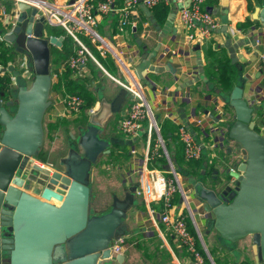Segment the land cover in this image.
Listing matches in <instances>:
<instances>
[{
    "label": "water",
    "instance_id": "95a60500",
    "mask_svg": "<svg viewBox=\"0 0 264 264\" xmlns=\"http://www.w3.org/2000/svg\"><path fill=\"white\" fill-rule=\"evenodd\" d=\"M18 7V25L11 33H5L4 39L26 47L33 76L26 77V84L19 87L15 107L7 108L0 99V264H124L126 253L116 252L114 245L131 234L134 209L138 218L140 184L123 181V192L110 191L111 201L103 211H96L92 204L94 170L102 157L111 154L116 145L132 143L122 141L109 129L111 118L122 109L126 91H98L96 111L87 113L77 124L76 133L70 132L53 168L33 164L44 149V121L53 105L52 46L61 47L65 38L47 35L46 19L35 22L36 9L29 14V5L21 2ZM141 7L151 16L147 7ZM219 13V33L226 36L224 47L233 63L249 62L237 51L251 40L235 42L228 33V11L218 9L216 14ZM256 18L264 25V6L256 10ZM157 30L160 36L164 35L165 29ZM133 32L137 44L145 49L141 66L146 71L177 74L175 58L162 47L165 37H160L163 40L150 50L137 29ZM260 52L264 53V48ZM250 61L251 67H258L260 56ZM240 69L230 94L219 92L223 98L220 114L205 112L215 122L208 135H214L216 148L225 149L229 158L225 174L230 177L238 172L233 176L236 181L232 184L216 170L214 179L220 180L219 186H208L203 180L192 178L186 196L194 199L193 208L204 213L206 222L212 220V228L223 240L235 242L250 236L255 260L264 264V132L257 130L254 120L259 106L249 99L254 94L259 97V91L251 87L254 93L247 99L246 87L254 79L245 73L246 66L240 65ZM135 72L139 80L144 79L141 70ZM261 76L264 77L262 70L255 73L256 78ZM210 106L213 108V104ZM185 116L182 114L181 118ZM165 168L170 169L171 165L168 163ZM157 216L160 219V213ZM201 237L208 257L216 264L202 233Z\"/></svg>",
    "mask_w": 264,
    "mask_h": 264
},
{
    "label": "crops",
    "instance_id": "0c3cea01",
    "mask_svg": "<svg viewBox=\"0 0 264 264\" xmlns=\"http://www.w3.org/2000/svg\"><path fill=\"white\" fill-rule=\"evenodd\" d=\"M47 1L52 4L65 5L71 3L72 0ZM117 1L118 5L121 6L124 0ZM166 6L169 7L170 12L172 10L177 11V18L175 19V24L173 25V27L170 28L169 35L164 38L165 42L163 43L162 47H165V50L167 52L166 54H168V56H172L175 58L176 61L174 63V66L177 69V74L174 75L169 71H165L163 73L146 71L144 79L145 81L139 80V83L141 88L143 89V92L148 102L154 110L155 116L158 120L160 127L163 126L166 121H171L179 126L181 124V121L184 124H186L185 122L190 123L191 126L196 128L199 132V139L202 145L205 146L204 148H209L210 151L213 152L212 156L215 157L214 155H217V153H214V151L212 150V148H214L213 146L215 145L213 137L214 135H208L210 128L215 126V122L205 112L207 110H209V112L213 111L214 114L218 116V114H220V105L223 104V98L219 93L222 91H220L219 88L214 85L215 83L211 80V77L206 75V73H208L210 69L212 70L211 67H213L214 64L213 59L208 55V50L210 48H213L216 50L217 54H222L224 53V51H227L229 54L228 49L224 47L226 37L223 33L217 32L212 39L191 41L193 43L192 46H188L187 42L189 40L186 39V30L181 23L178 6L173 5L172 2H170L169 5ZM253 6L254 10L250 11L248 0H208L209 10L213 11L214 14H216L218 9H220L221 11H228L229 26H235L237 29L244 30L243 34L234 37V41L238 42L239 39H250V44H253V42L255 43L256 39L258 38L264 41V25L261 24L260 21L256 18V10L258 8L261 9L263 6L260 4L259 1H254ZM150 11L151 16H148L146 11H144L142 7H140L134 10L132 18L135 21H139L138 25L142 23L143 30L141 35L139 36L140 38H143L145 24H149L148 30L151 32L152 38L145 40V43L148 44V49L154 50L157 47L158 41L163 40L160 39L161 36L159 35L160 33L157 30V27L166 29L168 25L167 20L163 23H158L157 21L156 23H153V20H155L154 12L153 10ZM216 15L221 20V14L219 13ZM119 18V12L112 13L106 16H99L97 18L98 32L112 43L115 49L121 54L123 59L129 61V58L131 56H136L137 59L141 60V56L145 49H143L142 46H139L137 44L134 32L119 33ZM248 19L252 21V25L249 27L247 26L241 28L239 25L245 23ZM54 29L55 34L53 36L56 35V37H59L58 32L61 31V29L59 27H56ZM182 39L185 40L183 44L186 46V48L184 50L181 47ZM121 48L127 49L125 50ZM260 48H264V44L260 47L254 46V48H252L251 45L245 47L242 46L240 49H238L237 53L240 55L241 58L249 59V62L242 64V62L240 61V64L244 65V67L246 66L245 73L249 75L250 78L254 79L253 84L251 85L250 82H248V86L246 87L247 99L251 94L254 93L252 89L257 88V90L259 91V98L261 99V104L257 106L262 108V105H264V77H255V73L259 71V68L257 66L251 67L252 62L250 61L260 54ZM102 58L106 60L109 59L108 63L112 67L116 69L119 68V70L123 71L121 65L111 55H105ZM101 63L107 69L108 72L113 74L102 61ZM64 67V64L61 65L58 68V72H62ZM96 71L99 72L97 75L100 78L104 76L103 74H105L104 71L96 65V63H89V65L87 66L88 77L85 76L87 78L86 82L89 79V83H87L88 85H80L79 87L75 88V90H73L70 85H64V88L62 90H59L52 94L53 105L50 108L48 114L46 115L47 120L60 122V127L55 134L54 141H51L54 142L52 144H56V140L60 139V128L64 127V124H71V122L68 121V117H62L60 115L61 111L64 109L65 106L63 98L66 95L72 94L71 92L73 91H78L82 95H86L95 102L97 101L98 94L93 87L94 84L97 83H94V80H90L89 78V73H91L92 76L93 73H96ZM58 72L54 71L53 67L52 74L56 75L55 77L53 75V81L54 79H56ZM123 73L125 75L124 71ZM191 80H193L192 84L189 85V82ZM95 82H98V80H95ZM251 87L252 89H250ZM119 88L122 87L120 84L117 83L116 87H114L110 94H114ZM106 89L107 88H105V90ZM252 97L253 96L249 97V99L252 100ZM12 99L15 101V103L13 104ZM130 101L131 100L129 93V96L126 95V98L123 101L121 111L111 118L109 122V129L112 134L117 135L122 141H131L132 143H125L123 145L114 146L111 154L115 153V151L117 150L118 159L111 160L110 158H112V156H109L110 154H107L104 157V162L102 165V169L104 170H116L120 177L131 185L137 182L140 184L143 178H147V199L149 203H147L145 197L140 194V197L143 198L144 203L143 206H139L140 212L138 214V218L134 216L133 221L131 222L132 231L128 238L137 237L138 239H133L134 241H132V244H140V242H142V244L146 245L149 250H155L158 256H161L162 259L164 257V264H192L191 256L187 253L185 247L181 244L180 240L173 233L167 234L165 232H162L159 217L157 215L155 217H152L149 212V207H152L154 209L159 208L160 200L166 185V179L164 173L162 172V169L154 167L152 164H150V162H147V136L144 135L145 138L138 139V142L140 145H142V147L137 148L135 146V140H132L128 137L122 139L119 134L113 132L115 122L119 124L120 120L128 112L130 108ZM15 104L16 100L12 94L8 105L10 107H13V105ZM212 104L213 108H211L210 106ZM182 114H186V116L184 118H181ZM198 118H203L204 123L202 126L197 124ZM259 119L262 121V125L264 126L263 118L260 114L256 112L255 121L258 122ZM154 136H157V134L155 133L153 135L152 141L154 139ZM60 145H62V147L60 148V151H62L65 145L61 143ZM124 145L130 146V153L127 156L123 155L124 152L122 151V148L124 147ZM117 147H119V149H116L114 151V149ZM132 149H136V153H131ZM218 149L226 154L225 149H221L220 147H218ZM56 151H59V149L57 148ZM109 163H113V166H111ZM164 169L166 168L164 167ZM191 178L195 177H190L189 179L185 176H181L182 183L186 192L189 190L188 179L191 180ZM195 179L202 180L198 178ZM156 183L162 186V191L158 197L149 198V192H151L153 189L156 190ZM205 183L208 186H212L213 182L209 183L207 181ZM140 188L141 187H139V189ZM187 200H185L182 196V200L174 205L173 213L175 215H183V211L187 210L190 216L193 215L197 221V228L201 231L202 234L204 232L209 246L217 248L218 256L232 255L234 260L230 264H246L245 262L248 259H250L251 261L253 260V264H258L254 257V253L252 250L253 242L250 236H248V238L244 237L246 238L245 240H241L243 239L241 238L235 242H232L237 245L239 249H241L240 252H242L245 256L244 259L240 261V257L236 256V253L231 250V247L228 246L227 243L223 242V239L220 237V234L214 228H209V221H205L207 220V218L204 216V213H202L199 209L193 208L192 202L194 201V199L192 197H189ZM196 203L198 202L196 201ZM246 240H248V244L244 243ZM240 241H244L242 245H240ZM248 245L250 246V251L252 253L251 258L246 253V251L248 250ZM162 252L165 253L162 255Z\"/></svg>",
    "mask_w": 264,
    "mask_h": 264
},
{
    "label": "built area",
    "instance_id": "2783aa9c",
    "mask_svg": "<svg viewBox=\"0 0 264 264\" xmlns=\"http://www.w3.org/2000/svg\"><path fill=\"white\" fill-rule=\"evenodd\" d=\"M13 1L14 3L11 10L6 4H1L0 6V21L3 24V29L8 30L12 26V29L6 34L11 33L18 25V20L21 16L18 4L21 2L27 4L31 7V9H36L38 11V14L35 16V22L44 17L46 19V23L55 28L59 27L65 32V37L74 41V53L68 59L67 66L74 70L76 76H87V66L89 63L94 62L107 76L120 84L123 88L130 91V108L120 120L121 132L125 135L131 136L132 140H138L139 138H142L141 134L144 132L147 133V162L153 164L156 157L163 154L167 160V164L169 163L171 165L170 169H164L166 185L161 197L162 206L159 210L149 207V212L152 217H155L160 213L161 231L167 234L173 233L180 240L181 244L189 252L192 264H206L202 251L198 249L196 237L188 228L186 218L182 214L175 215L173 213V199L175 194L180 192L184 199L187 200L186 190L183 186L181 176L175 167L171 154L167 149L165 140L161 133V127L155 116L154 110L140 86L135 69L132 67L133 57L131 56L129 61L123 59L112 43L103 37L97 30V18L99 16H106L119 12V33H133V30L137 29L139 23V21H135L132 18L135 9L144 5L149 10H153L162 3L169 5L171 0H124L121 6L118 5L117 0L99 1L96 4L95 0H75L74 3H68L65 5L52 4L47 0ZM173 1L178 6L179 17L186 30L187 40L201 41L212 39L213 36L222 28L220 18L208 8V0ZM12 21H15V23L12 24ZM148 27L149 24H145L142 38L144 40L152 38ZM228 33L235 37L243 34L244 30L229 26ZM0 36L4 39L2 34ZM5 41L7 40L5 39ZM263 44L264 41L258 38L254 44H251V47H260ZM96 51L102 56L111 55L115 58L125 72V76L129 80V83L124 82L121 78L108 72L101 61L97 58ZM259 56L261 61H259L258 70H262L264 73V53L260 52ZM8 66L4 67L0 64V73L9 74L11 76L13 86V78L8 71ZM23 66L28 68L27 63H24ZM25 73L26 76H24L27 78H31L33 76L32 73H28V70ZM55 76L56 75H54V77ZM63 102L65 106L60 113L62 117L72 116L73 113L80 112L84 109L87 113H94L97 108L96 102L92 105H87L86 98L77 93L66 95L63 98ZM252 104L256 106L261 104V99L257 97L256 94L252 97ZM203 123V118L197 119L198 125L202 126ZM262 129H264V126H262ZM155 133L157 136H154L152 141V137ZM177 133L183 142L184 155L186 159L192 160L201 158L204 148L202 143L198 141L196 134L192 132L184 123L180 124ZM213 147L215 148V145ZM131 153H136V149H132ZM34 163L49 169H52L54 165L53 162L47 161L42 163L38 162L37 159L33 160V164ZM146 180L147 178H143L140 182L141 188L139 189V194L143 195L147 203H149L147 199L148 186ZM230 180L233 184L236 181V178L230 177ZM191 218L196 227L198 237L202 241L201 231L197 228V221L193 215H191ZM124 242L125 239H119L115 242L114 249L116 252L125 253ZM204 248L205 251H207L205 246Z\"/></svg>",
    "mask_w": 264,
    "mask_h": 264
},
{
    "label": "trees",
    "instance_id": "16d2710c",
    "mask_svg": "<svg viewBox=\"0 0 264 264\" xmlns=\"http://www.w3.org/2000/svg\"><path fill=\"white\" fill-rule=\"evenodd\" d=\"M99 1H105V0H95V4L98 3ZM248 1H249L250 11L254 10V6H253L254 1H259L260 4L264 6L263 5L264 0H248ZM13 3H14L13 0H0V6L1 4H6L9 9L12 8ZM153 12H154V19L158 23H163L167 20L170 9L165 4L162 3L159 6L155 7L153 9ZM251 25H252V21L248 19L245 23H242L239 26L241 28H244L247 26L249 27ZM3 30H4L3 24L0 21V35L2 34ZM142 30H143V26H142V23H140L137 26V33L139 36L141 35ZM58 36L65 37V32L59 31ZM68 39H69V43H66V40ZM70 40L72 39L65 37L61 47L56 46V45L52 46V63H53L54 71L58 72V68L63 64L65 66L62 72L57 73V77L53 81L52 94H54L55 92L59 90H62L64 88V85H68V86L70 85L73 88V90H75V88L79 87L80 85H88L87 83H89V79L86 82V79H87L86 77L88 76L86 77L76 76V74L74 73V70L71 69L69 66H67L68 59L74 53L73 48L70 46ZM6 42L7 41H5V39L0 38V64L3 65L4 67H7L9 65V62L13 60L15 57V53L12 51V47H10V45H8ZM208 55L213 59L214 64H213V67H211L212 70L210 69V71H208L206 75L211 77V80L215 83L214 85H216V87H218L220 91L230 94V92L233 90L238 80V75L241 70L240 69L241 64L233 63L227 51H224V53L222 54H217L215 49L210 48L208 50ZM12 88L13 86H12L11 76L9 74L0 73V99L3 100L7 108H10V106L8 105V102L12 96ZM71 93L81 94L78 91H73ZM83 96L86 98L87 105H92L95 102L94 100L90 99L86 95H83ZM257 113L260 114L264 120V107L263 109L259 107ZM44 127H45V133L46 135H48L51 141L55 138V134L60 127V122L50 121V120H47V118L45 117ZM178 128H179V125H176L175 123L171 121H166L165 124L161 126L162 136L165 140L167 149L169 150L171 157L174 160V164L176 166L178 173L181 176H185L186 178L195 177L198 179H202L205 182H207L209 177L214 179L216 176L215 171L218 170L215 168V163H216L215 160L210 158L209 155L204 154V153L202 157L199 159H192V160L186 159L184 155L183 142L181 141L180 136L177 133ZM1 132H2V124L0 122V136H1ZM144 135L147 136V133H144ZM113 155L114 153L110 154V156L112 157ZM166 164H167V160L165 156L161 154L156 157L155 162L152 165L157 168H159L158 166H160L163 169L166 166ZM181 200H182L181 193L177 192L173 199L174 205L179 203ZM160 206H162L161 200H160L159 208H157L158 210L160 209ZM183 215L186 218L187 225H188L190 232L196 237L198 249L202 251L205 257L206 264H213L210 258L208 257L200 238L198 237L196 227L193 223L191 216L188 214V211L187 210L183 211ZM202 232H203V229H202ZM203 235H204V232H203ZM136 238L137 237H134V238H131V240L128 239L127 241L130 240L132 242ZM205 241L210 251V254L212 255L216 264H230L233 262L234 259L232 255L218 256L217 248L209 246V243L206 237H205ZM141 245H143V247L145 248V245L142 244V242H140V244H137L138 247ZM185 250L187 251L186 248ZM145 252L148 257L158 256L155 250L152 253H150L148 247L145 248ZM164 253L165 252H162V255ZM187 253L189 254L188 251ZM245 263L253 264L254 261L253 260L251 261L250 259H248Z\"/></svg>",
    "mask_w": 264,
    "mask_h": 264
},
{
    "label": "rangeland",
    "instance_id": "374dc122",
    "mask_svg": "<svg viewBox=\"0 0 264 264\" xmlns=\"http://www.w3.org/2000/svg\"><path fill=\"white\" fill-rule=\"evenodd\" d=\"M171 2L173 3V5H176V3L173 0H171ZM263 5H264V2H263ZM32 10H34V9H30L27 13L30 14L32 12ZM167 18H168L167 19L168 27L165 29L164 35L162 34V36H161L162 38L167 37L169 35L170 28L173 27V25L175 24V19L177 18V11L172 10ZM13 23H15V21H12V24ZM233 27H235V26H233ZM54 28L55 27H52L48 23H45V30H46L47 35H54L55 34ZM11 29H12V26L8 30H4L2 32V36H4L5 33L10 31ZM184 41L185 40L182 39L181 47L183 50L186 48V46L183 44ZM6 43L8 45H10V47H12V51L15 53L14 59L11 60L9 63L8 71L10 72V74L12 75V78H13L12 94L16 100L19 87L24 86L26 84V77H25L26 73L25 72L28 70V73L31 74V71H29V68L24 67L23 65H24V63H27V66L28 65L31 66L32 61H31L30 57L26 56L27 50H26V47L24 45L18 44L17 42L15 44H11L9 42H6ZM66 43H69V39L66 40ZM187 44H188V46H192L193 43L191 41H188ZM249 45H251V44L249 43ZM70 46L72 48L75 47L73 40H70ZM121 49L126 50L127 48H121ZM96 56L99 60H101L108 67V69L115 76L120 77L124 82L129 83V80L124 75L123 71L119 70V68L116 69V68L112 67L108 63L109 59L106 60V59L102 58L103 56L100 53H98L97 51H96ZM133 68L135 70L136 69L141 70L144 74V79H145L146 69L141 66V60L137 59L136 56H133ZM98 73L99 72L96 71V73H93L92 76H91V73H89L90 80H94L93 82L97 83V84H94V86H93L94 90L96 92H98V91L100 92V90L107 88L108 91L111 92L114 89V87H116L117 83H115V81H113L111 78H109L105 74H103L104 76L100 78L97 75ZM144 79L142 81H145ZM95 80H98V82H95ZM123 89L126 91V94L129 96L130 91H128L126 88H123ZM13 103H15V101L12 99V104ZM13 107H15V105H13ZM263 107H264V105H262V109H263ZM85 117H87V112L85 109L80 111V112L73 113L72 116H68V118H69L68 121L71 122V124H64V127L60 128L61 129L60 135H59L60 139L58 138L59 140H56L57 141L56 144H52L54 142H51V141H54V139L50 141L48 135H46L45 136L44 149H43L42 153L40 154V156L36 157L38 162H42V163H45L47 161L54 162L56 157H57V153L60 151V148L62 147V145H60V143L64 145V143L69 138L71 131L74 133L77 132V128H76L77 124L81 120H83ZM46 118H47V116H46ZM258 122L260 123V125H262V121L260 119ZM185 123H186L185 125H187L189 127V129L196 134V137L200 141L199 132L197 131V129L192 127L190 123H188V122H185ZM260 130H261V128H260ZM113 132L119 134L122 137V139H124L126 137L131 138V136L125 135L121 132L120 122H119V124L117 122H115ZM141 137L145 138L144 134H141ZM135 146L137 148L142 147V145L139 144L137 139L135 140ZM57 148L59 149V151H56ZM116 149H119V147L115 148L114 151ZM212 150L214 151V153H217V155L216 154L214 155L215 157L212 156L213 152H211L210 149L207 147L204 148L203 152H204V154L209 155L212 159H214L216 161L215 168L218 169V174L221 175V177H223L225 179H230L231 176L232 177L237 176L238 172H233L230 175V177L225 174V167L227 165V161L229 160L228 156H225L226 154L223 151H220L218 148H212ZM122 151L124 152L123 155L127 156L130 153V146L124 145V147L122 148ZM104 157H105V155L102 157L100 164L95 168L94 176H93L95 193H94L92 206L94 207V209L96 211H103L108 207V205L111 201L110 191L118 190L122 193L123 189H124V185H123L124 179H122L120 177V175L116 172V170H104V169H102ZM110 159L111 160H114V159L117 160L118 159L117 150L115 151L113 157ZM109 164L111 166H113V163H109ZM158 167L160 169H162V167H160V166H158ZM162 172L165 174L164 168L162 169ZM189 179H188V182H190ZM191 180H192V178H191ZM207 181L209 183L213 182L212 185H218V186L220 185L219 179H213V178L209 177ZM210 181H212V182H210ZM233 187L235 188V185H233ZM143 203H144L143 198L140 197L139 205L143 206ZM136 211H137V209L133 210L131 222L133 221V218L135 216ZM212 227H213V222H212V220H210L209 221V228H212ZM131 238H133V237H130L128 239L131 240ZM203 238L205 241L204 235H203ZM246 238H248V237H246ZM246 238H243L241 240H245ZM128 239L126 238L125 242H124L125 253L128 256L126 259V262L124 264H164V260L160 256H150V257L147 256V254L145 252V248L147 247L146 245H145V248L143 247V245L138 247L137 244L133 245L132 244L133 242L127 241ZM223 242L227 243L228 246L231 247V250L236 253V256L240 257L239 258L240 261H242L244 259L245 256L243 255L242 252H240L241 249H239L237 247V245H235L234 243L229 242L227 240H223ZM243 242L244 241H240V245H242ZM205 243H206V241H205ZM244 243L248 244V240H246ZM202 244H203V242H202ZM149 252L152 253L153 251L149 250ZM246 253L251 258L252 253L250 251L249 245H248V250L246 251Z\"/></svg>",
    "mask_w": 264,
    "mask_h": 264
},
{
    "label": "bare ground",
    "instance_id": "6f19581e",
    "mask_svg": "<svg viewBox=\"0 0 264 264\" xmlns=\"http://www.w3.org/2000/svg\"><path fill=\"white\" fill-rule=\"evenodd\" d=\"M161 191H162V186L156 183V190L153 189L151 192L148 191L149 192L148 197L149 198L158 197Z\"/></svg>",
    "mask_w": 264,
    "mask_h": 264
},
{
    "label": "flooded vegetation",
    "instance_id": "af4514ba",
    "mask_svg": "<svg viewBox=\"0 0 264 264\" xmlns=\"http://www.w3.org/2000/svg\"><path fill=\"white\" fill-rule=\"evenodd\" d=\"M256 112H257V111L254 112V120H255V114H256ZM262 126H263V125H260V123L257 122V130H258V131H261V130H262ZM260 128H261V130H260ZM261 132H264V131H261Z\"/></svg>",
    "mask_w": 264,
    "mask_h": 264
}]
</instances>
